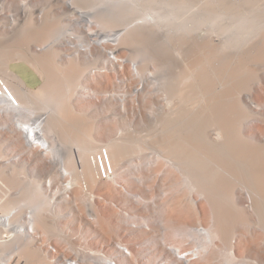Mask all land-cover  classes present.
Listing matches in <instances>:
<instances>
[{
	"label": "bare ground",
	"instance_id": "bare-ground-1",
	"mask_svg": "<svg viewBox=\"0 0 264 264\" xmlns=\"http://www.w3.org/2000/svg\"><path fill=\"white\" fill-rule=\"evenodd\" d=\"M44 1L0 0L9 20L0 38L18 42L16 51L0 54V264H70L69 258L76 264H263L255 260L264 262V248L255 247L263 234L250 230L264 227V0H90L97 7L65 0L78 23L97 26L86 35L68 30ZM128 50L139 64L131 79L157 81L167 93L157 113L149 110L148 123L140 122L158 149L160 162L152 170L158 184L113 181L107 165L114 170L141 154L145 143L135 142L129 127L113 141H97L90 133L96 119L85 111L98 109L89 106L100 92L93 70L124 60ZM10 61L28 63L46 82L29 88ZM148 86L133 93L150 95ZM133 105L124 101L123 114L129 107L141 117ZM81 115L83 133L65 142V130L82 128ZM48 156L63 180L54 193L53 173L46 170V191L59 197L52 204L35 174ZM195 189L199 198L193 200ZM139 193L158 198L160 214L148 200H131ZM113 200L130 209L137 228L123 224L124 212ZM11 231L15 236L6 242L4 233ZM39 233L76 235L85 245L68 257L37 242ZM171 233L195 243L168 244Z\"/></svg>",
	"mask_w": 264,
	"mask_h": 264
},
{
	"label": "rangeland",
	"instance_id": "rangeland-1",
	"mask_svg": "<svg viewBox=\"0 0 264 264\" xmlns=\"http://www.w3.org/2000/svg\"><path fill=\"white\" fill-rule=\"evenodd\" d=\"M44 2L45 3L49 2L52 4V6L54 8V9H52V13L54 12V14L58 16V18L60 17L59 19H61V18L63 19V22L66 25L68 30L79 32L83 35H86L87 31H90V29L91 30L97 29V26H95V25L94 26L90 25L91 27H89V25L85 24L84 22L78 23L76 21V19H80L79 15L72 13V10L69 8V6L65 0H60V1H58V0H45ZM89 2H90V0H87L88 4H89ZM92 3L93 2H90L91 5H92ZM95 3H93V6L95 4V7H97L98 6L97 3L99 4V2H95ZM195 8H197V7L195 6ZM12 10H14V11L7 12V14L15 13V11H16L15 7ZM36 14H38V13H36ZM63 14L64 15L67 14L66 16L69 18H67V20H66L65 17L64 18L62 17ZM5 20L7 22H9L6 14L1 15V13H0V33L1 34L4 32V30H6L4 28V27H6L5 25H7ZM146 22H147V24L152 23V21L149 19L146 20ZM119 27H121V25H118V27H113L112 29H115V28L118 29ZM33 33L34 32L31 31V33L29 35H33ZM0 39H2V38H0ZM85 39H87L86 36H85ZM4 40L5 39L0 40V54L2 52H4V50L5 51H9L10 49L12 51L17 50L15 48H18V42L12 43L11 41L9 42L8 40L7 41H4ZM15 43H17V44H15ZM6 44L7 45L9 44V46H6ZM128 51H127V54L125 53L124 57L121 56L124 58V60H121L120 62H113L112 63L113 66L111 64H109L108 69H105V70H102L99 72L94 71L95 69L93 70L94 82H95L94 87H96V89L98 88V91H100V92H98L99 94L96 96L95 99H92L90 101L89 106L90 105H91L90 107L95 106L98 109L94 113L90 112V110H85V111L86 112L89 111V117H92V119L94 118V120L96 119L94 122L96 124V125H94L95 130L91 131L90 133L93 134V136L95 137V139L97 141L106 142V141H109L108 140L109 138H110V140L112 139V141H113L115 138V135L117 134V131L119 129H121L123 131L129 127L131 130H133L134 136L132 135V138L135 137L134 138L135 140L134 139L133 140L137 143L140 141L142 144H144V143L146 144V145L144 144L145 147L142 148L143 152L141 154L136 155L133 159L130 158L129 160L124 161V163L119 164L114 170L111 169L110 165H107V169L110 168L109 172L111 174L110 175L111 178L114 179L113 181H115V182L117 181V183L120 184V186H127L126 181L124 179L134 181V182H137L140 184L142 183L143 185H145L149 182H154V184H158L160 182H155L154 177H153L154 172L152 171L154 169V167H156V165L160 162V161H158L159 158H158L157 154H155V153H158V149L155 146L156 145L155 140L150 138L149 133H151L150 132L151 130L149 129L148 126L146 128H143L144 126H142V125L140 126V122H143L144 124L148 123V113H150L149 110H154L153 112L156 111V113H157V110L155 109V107H158L160 105V102H161V104L164 103V99L166 97L165 94H167V93L162 88L158 87L159 85H158L157 81H155L153 83L149 82V84H148V83H142L140 81V79H134L136 81V83H135V81L132 80L134 77L133 73L137 71L136 69H137V67H139V64H137L138 66H136L135 65L136 61L132 57V55H134V57H135L136 53L134 54V51L132 52L131 50H128ZM106 56L108 58V55H106ZM114 57H115V55H114ZM105 59H106V57H105ZM119 64H121V65H119ZM9 66L11 67V69L15 70L18 74H20L22 76V79H23L24 75H26L30 79L29 84L26 83L29 88H32V89L38 88L41 85H43L47 80L46 75H42L34 67H32L31 65H29L28 63H25L23 61H10ZM125 67H127L129 70L128 69L125 70L126 69ZM149 70L152 71L151 66H150ZM147 85H149L148 86V91H149L148 93L150 95H148L146 93L144 96H142L139 94L135 95V93H133L135 88H138L140 86H143L144 88H146ZM109 90H111L110 92L114 93V96L113 95L107 96L106 93H108ZM251 92H253V90ZM251 95H254V92ZM124 101L128 105H129V103H133L134 105H136V107L139 108L140 112L142 109L143 115L141 114V117L137 116L136 110H133L129 107L126 108L127 114L124 115L122 112L123 111L122 103H124ZM262 101H263L262 103H264V100H262ZM76 102L77 101H75V103ZM80 103H77L78 104L77 107H78V111L82 114V112L84 110L82 109L83 107H82V104H80ZM99 107H100V110H99ZM145 113H147V115H145ZM90 114L93 116H91ZM82 115H81V117L78 118V120H81V119L83 120ZM78 116H79V114H78ZM119 116H120V119L118 118ZM63 124L65 125V123H63ZM80 124L81 125L78 124V126L82 127V128H79L78 130H75V131L65 130L66 134L70 133V134H67V138H66V136L64 137L65 142L71 143L72 141H74V142L78 141L77 139H75V137L73 138V136L75 134H73V136H71V135H72V133L77 134L80 130L82 131L84 129V127H83L85 125L84 122L82 121ZM261 126H263V129H264V124H261ZM60 129H57V132H59V133L64 132L65 133V131L62 130V128H60ZM84 132H87V131H84ZM81 133H83V131ZM66 134H64V135H66ZM69 135H70V138H69ZM146 135H148L149 137H147ZM145 136H146V138H145ZM148 138H150V139H148ZM137 140H139V141H137ZM153 151H155V153ZM41 160L43 162L42 158H41ZM41 160H40V162H41ZM40 162L35 165V174H36V177L41 181V188H42L43 192L45 193V196H47L49 194V196L47 198L50 200V202L52 204V202L54 200L52 198H55V196L46 191V188L48 186L47 181H48V179L51 178V175L47 174L46 170L50 169V171H52V173H53L52 188H53L54 193H56V190H58L59 192L62 191V189H61L62 187L59 186V184L63 181L62 176L60 177V174H59L60 172H59L58 168L54 165V163H52L50 156L44 158V162H43L44 165H42L43 163L42 162L40 163ZM101 164H102V161H101ZM107 179H108V177L103 176L102 181L103 180L106 181ZM60 180H61V182H60ZM82 180H83L84 185L86 187V185H87L86 180L83 178H82ZM160 180H161V178H160ZM186 190H188L187 187H186L185 191ZM190 191H192V190H189L188 192H190ZM192 193H193L192 194L193 197L192 196L191 197L193 198V200H196L199 198V196H198L199 194L197 193V190L196 191L193 190ZM247 196H249V195H247ZM56 197H57V195H56ZM157 199L158 198H153V199L148 198V197H145L142 193H139L138 197H135L134 199H131V200L133 202L137 201V203H139L141 205L142 204L145 205L144 200H146V201L148 200V203H147L148 207L158 215V214H160V209L157 207V205H158ZM58 200H59V197L56 198L54 201H58ZM249 200L251 201L252 199L251 198L248 199V202H249ZM113 201H115L114 204H116V206L120 207V203L118 202V200H113ZM216 201H218L219 203L224 202V201H219V199ZM248 202L246 201V203L245 202L244 203L247 204ZM223 204L221 203V205L225 207L226 204H224V205ZM249 204H250V202H249ZM212 205H215V204H212ZM226 207H229V206L226 205ZM121 209H122L121 211L124 212L123 213L124 217L122 216V219H124V220H122L123 224L125 223L124 225L126 227L137 228L139 225L135 222L134 218H132L133 213H131L129 211L130 209L129 208H126L125 210L123 208H121ZM229 211H231V210L229 209ZM125 213H127V214H125ZM126 215H127V217H126ZM232 217H234V214H232ZM24 219H25V217L22 218V220H24ZM128 223H130V224H128ZM127 224H128V226H127ZM260 226H262L260 228L261 230H259L258 228L253 229V230H250V229H252V228H250L249 230L251 231V233L258 230V233L260 235L263 234V236H261V237H263V239L259 238L257 240V242H260V243H257V245H259V246H257V245L255 246L257 248L259 247L261 250L259 248H258V250H260L262 252L264 250L263 249L264 248V227L262 224H260ZM78 228L79 227H73L72 229L77 230ZM39 234H40V236H39V238H37V240H36L37 242H41V244H44V242H47V245H52L54 247H57L58 250L64 249L65 252L67 253L68 257H71V256L76 257L77 256V248L80 247L81 244L85 245L83 240L80 239V237H77V239H76V235H74L72 237V238H74L73 240L72 239L67 240V239H61V238H56V237L53 238L52 236H50L48 234H43V233L42 234L39 233ZM177 234H179V233H177ZM4 235L5 236L3 237V239L6 242H8L10 237L15 236V232L11 231L7 235L5 232ZM182 236H184V235L182 234ZM180 237H181L180 234L178 237V235H176V233H174V235L171 233L169 236H166L165 240L168 239L166 241H167V243L169 242L170 244H177V245L180 244L179 246H181V245L186 246L188 244L187 245L188 247L195 243V242L192 244L190 243V242H193V240L192 241L190 240V242L188 241L189 242L188 243L185 239L186 236L182 237V238H180ZM182 239L184 240V242ZM187 240H189V239L187 238ZM72 242H74L73 246L71 245ZM78 242H80V243L78 244ZM181 242H183L184 244H182ZM7 244H9V249L12 250L13 249L12 244L11 243H7ZM11 250L7 251L9 253V255L13 254V252H12L13 250L12 251ZM248 251L249 250L247 249V251L244 253V256L250 255L249 254L250 251L249 252ZM225 253H228V252L225 251ZM256 257L257 258H255V260L258 261V263L264 264V262H262L263 259L261 257L260 258H258V256H256ZM14 258L16 259V257H14ZM247 258H252V257L250 256ZM234 264H236V262H234Z\"/></svg>",
	"mask_w": 264,
	"mask_h": 264
},
{
	"label": "built area",
	"instance_id": "built-area-1",
	"mask_svg": "<svg viewBox=\"0 0 264 264\" xmlns=\"http://www.w3.org/2000/svg\"><path fill=\"white\" fill-rule=\"evenodd\" d=\"M69 53V52H68ZM4 90L5 91H8V89L6 88V86H4ZM11 94V93H10ZM9 94V96H11ZM11 98L13 99V97L11 96ZM14 100V99H13ZM95 166H96V168L98 169V166H97V164H95ZM101 172H102V174H103V176L104 177H107V174H106V172L104 171V168H103V166H102V164H101ZM110 172H109V170H108V174H109ZM49 248H50V250H51V252H55V247L54 246H52V245H49ZM126 250V249H125ZM70 264H76L75 263V260L73 259V258H69L68 260H67ZM109 261H111V263H108V264H117V262L113 259V260H109Z\"/></svg>",
	"mask_w": 264,
	"mask_h": 264
},
{
	"label": "crops",
	"instance_id": "crops-1",
	"mask_svg": "<svg viewBox=\"0 0 264 264\" xmlns=\"http://www.w3.org/2000/svg\"><path fill=\"white\" fill-rule=\"evenodd\" d=\"M23 79L27 84H29L30 79L26 75L23 76Z\"/></svg>",
	"mask_w": 264,
	"mask_h": 264
}]
</instances>
